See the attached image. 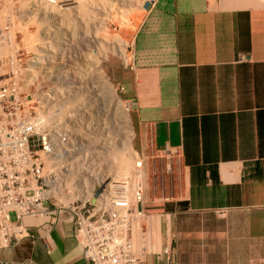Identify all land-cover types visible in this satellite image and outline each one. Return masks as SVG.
Instances as JSON below:
<instances>
[{"label":"crops","instance_id":"obj_1","mask_svg":"<svg viewBox=\"0 0 264 264\" xmlns=\"http://www.w3.org/2000/svg\"><path fill=\"white\" fill-rule=\"evenodd\" d=\"M147 2L133 69L120 66L116 83L135 102L133 150L168 167L150 181L147 165L154 252L167 243L177 264H264V0ZM34 224L0 264H85L68 226Z\"/></svg>","mask_w":264,"mask_h":264},{"label":"built area","instance_id":"obj_2","mask_svg":"<svg viewBox=\"0 0 264 264\" xmlns=\"http://www.w3.org/2000/svg\"><path fill=\"white\" fill-rule=\"evenodd\" d=\"M70 5L36 0L32 9L67 12ZM74 45L64 37L41 36L32 51L17 41L11 23L0 27V251L34 239V222L44 221L50 228L69 227L85 264H143L152 254L159 264H177L169 244L154 252L142 225L144 156L132 148L130 122L135 102L113 103V91L124 90L116 82L108 103L93 98L96 84L106 98L108 78L99 65L91 70L88 44L80 54ZM126 58L122 67L132 70ZM127 146L133 161L120 171L115 153Z\"/></svg>","mask_w":264,"mask_h":264},{"label":"rangeland","instance_id":"obj_3","mask_svg":"<svg viewBox=\"0 0 264 264\" xmlns=\"http://www.w3.org/2000/svg\"><path fill=\"white\" fill-rule=\"evenodd\" d=\"M147 1L69 0L71 4L69 11L62 12L56 7L53 9L45 8L46 13L41 17L40 14L43 10L39 14V12L32 9V5H35L36 0H0V27L2 28L6 22L11 23L12 31L15 32L17 41L22 40L25 42L27 37L33 40L32 43L30 41L32 46L38 40V37L41 36L49 39L64 37L66 40L74 41L76 54H80L84 51L85 45L88 44L91 70H94L95 66L99 65L108 78V83L113 85L114 88L115 82L122 80L123 72L120 68L122 59L111 48L115 45L113 41L115 37H118L122 42H126H124L125 45L127 44L125 48L126 56L144 18ZM96 54L99 55L95 56ZM113 93L114 96L123 102L125 101L123 95H128L127 90H125L123 95L114 91ZM109 95L104 98L97 84L93 86L91 92L93 98H99V101L104 99L108 103L111 100ZM131 117L135 122L133 113ZM136 133L137 138L133 147L139 149L140 141L137 130ZM148 164L150 181L153 180L156 173L161 179V173L167 172L166 164H163L161 158L151 153H149L148 157H144L145 201L147 199ZM126 172L124 173L127 174L128 172ZM145 209L149 211L151 207L146 206ZM10 219L11 221L15 220L13 213L10 214Z\"/></svg>","mask_w":264,"mask_h":264},{"label":"bare ground","instance_id":"obj_4","mask_svg":"<svg viewBox=\"0 0 264 264\" xmlns=\"http://www.w3.org/2000/svg\"><path fill=\"white\" fill-rule=\"evenodd\" d=\"M30 1H32V0H30ZM73 3V2H72ZM75 3V2H74ZM28 5V4H27ZM32 7H36V6H34V5H32ZM47 8H50V7H47ZM75 8V7H74ZM6 9V8H5ZM51 9H53V8H51ZM79 9V8H78ZM43 12H46L45 10H43ZM3 13V12H2ZM1 13V14H2ZM2 16V15H1ZM81 19V18H80ZM27 39V40H26ZM25 42H24V44H25V46H26V48H29V49H31V50H33L34 48L32 47V39H29V38H25ZM30 41H31V43H30ZM114 42V46H112L111 48H112V51L113 52H115L116 53V55H118L121 59H122V61L124 62V64L127 62V58H126V56H125V48H126V46H127V44L125 45V43L124 42H122L121 40H120V38H118V37H115V40L113 41ZM119 46V47H118ZM103 56H104V53H103ZM105 56H106V54H105ZM105 58V57H104ZM95 71H97V73L96 74H98L99 75V78H101V79H103L104 77H103V74H102V71L100 70V68L99 67H97L96 68V70ZM100 71V72H99ZM103 82L106 84V86H107V93H108V95L110 94V93H112V91H111V85L108 83V81H107V79L106 78H104V80H103ZM110 92V93H109ZM116 97V96H115ZM113 103L117 106V107H121V101L119 100V99H117V98H114L113 99ZM123 119L126 121L127 120V118L126 117H123ZM125 123V122H124ZM128 123V122H127ZM132 137V134H130V137H129V139ZM125 140H128V138H126ZM131 155H132V151H131V148L129 147V146H127V148L125 149V151H117V153H115V166L114 167H116L118 170H122V171H124V169H129L130 168V166H131V163H132V161H133V156L131 157ZM28 223H31L30 221H28Z\"/></svg>","mask_w":264,"mask_h":264}]
</instances>
